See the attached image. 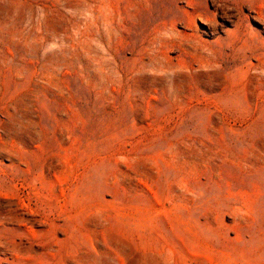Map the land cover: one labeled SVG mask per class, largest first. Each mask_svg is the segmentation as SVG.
<instances>
[{
    "label": "rangeland",
    "instance_id": "1",
    "mask_svg": "<svg viewBox=\"0 0 264 264\" xmlns=\"http://www.w3.org/2000/svg\"><path fill=\"white\" fill-rule=\"evenodd\" d=\"M0 264H264V0H0Z\"/></svg>",
    "mask_w": 264,
    "mask_h": 264
}]
</instances>
